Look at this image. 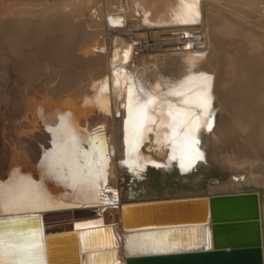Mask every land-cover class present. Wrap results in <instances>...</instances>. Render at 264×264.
I'll return each mask as SVG.
<instances>
[{"label":"bare ground","instance_id":"obj_1","mask_svg":"<svg viewBox=\"0 0 264 264\" xmlns=\"http://www.w3.org/2000/svg\"><path fill=\"white\" fill-rule=\"evenodd\" d=\"M248 191L264 253V0H0V264H127L123 208Z\"/></svg>","mask_w":264,"mask_h":264},{"label":"water","instance_id":"obj_2","mask_svg":"<svg viewBox=\"0 0 264 264\" xmlns=\"http://www.w3.org/2000/svg\"><path fill=\"white\" fill-rule=\"evenodd\" d=\"M161 197L134 204L130 217L122 209V225L131 231L125 237L127 264H264L259 197L255 191L213 194L210 198L161 200ZM191 226L205 231L206 242L202 246L185 247L182 243L185 240L175 239L163 244L164 249H156L144 241L140 244L142 250H130L128 237L132 233L180 232L175 236L179 238ZM50 252L42 264H81L77 252L71 262L72 258L61 257L65 255L56 258L54 255L59 253Z\"/></svg>","mask_w":264,"mask_h":264}]
</instances>
